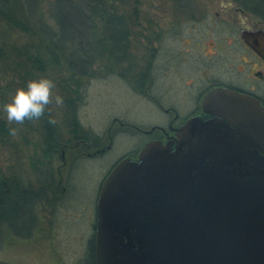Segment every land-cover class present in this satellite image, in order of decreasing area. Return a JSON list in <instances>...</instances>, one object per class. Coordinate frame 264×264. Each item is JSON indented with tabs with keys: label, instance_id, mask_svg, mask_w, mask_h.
I'll list each match as a JSON object with an SVG mask.
<instances>
[{
	"label": "rangeland",
	"instance_id": "obj_1",
	"mask_svg": "<svg viewBox=\"0 0 264 264\" xmlns=\"http://www.w3.org/2000/svg\"><path fill=\"white\" fill-rule=\"evenodd\" d=\"M51 1L44 0L42 9L44 20L55 30L56 25L49 17ZM108 3L115 5L117 11L126 17L128 60L112 66L110 73L106 68L95 66L96 75L81 78L76 82L77 86L64 65L51 64L37 36L14 26L0 13V121L17 129L15 136H11L9 131H0V178L20 190H32L39 196L34 205L36 220L30 236L16 235L6 224L0 223L2 262L82 263L93 232L90 216L96 190L121 152L120 144H126L125 141L119 143L116 152L105 159L82 160L71 180H68V173L74 153L79 154L88 148L80 144L77 150L66 152L64 166L59 154H55L51 158L52 167L55 170L60 168V175L55 173L54 184L48 190L41 188L39 174L35 173L37 166L41 167L40 159L45 147L44 122L41 118L26 120L22 125L9 123L4 111V105L18 88L42 77L53 80L56 85L54 96L59 95L64 101L58 106L53 100L45 110L48 121H55L54 124L49 123L53 126L54 135L61 142L72 137L76 122L80 136L92 134L103 139L105 145L109 132L118 128L119 122L126 130L134 129L131 124L148 129L149 124L164 123L166 115L163 114L165 117L162 118L158 114L150 105L149 97L158 98L164 108H173V79L176 85L183 84L181 79L185 78L197 84L205 77L217 76L218 72L211 70L208 75V66L217 70V63L229 61L233 46H239L237 42L224 39L227 33L224 29L229 23H239L238 12L234 10L239 0H192L193 10L180 9L172 0H109ZM239 18L242 24L264 29V20L258 15L246 14ZM38 51L47 62L45 70L37 69L28 59L29 53ZM183 58L185 62H182ZM232 63L230 60L224 67L229 70ZM147 66H150L151 74L142 79L139 75L146 71ZM172 116L170 114L169 118ZM115 139L130 138L124 134ZM73 144V141L68 142L70 147ZM60 178L62 182L58 186L56 183ZM62 186L76 193L73 198H65L58 207L56 199L61 198Z\"/></svg>",
	"mask_w": 264,
	"mask_h": 264
},
{
	"label": "water",
	"instance_id": "obj_2",
	"mask_svg": "<svg viewBox=\"0 0 264 264\" xmlns=\"http://www.w3.org/2000/svg\"><path fill=\"white\" fill-rule=\"evenodd\" d=\"M241 37L264 59L262 30ZM201 107L105 177L94 264H264V106L220 87Z\"/></svg>",
	"mask_w": 264,
	"mask_h": 264
},
{
	"label": "trees",
	"instance_id": "obj_3",
	"mask_svg": "<svg viewBox=\"0 0 264 264\" xmlns=\"http://www.w3.org/2000/svg\"><path fill=\"white\" fill-rule=\"evenodd\" d=\"M43 1L1 0L0 13L14 26L37 36L51 64L64 65L75 83L83 77H94L97 65L110 73L112 66L128 60V23L125 15L118 12L115 5L109 4V0H52L49 17L56 25L55 30L44 20ZM172 1L180 9H194L192 0ZM239 5L264 18V0H239ZM28 59L37 69L45 70L47 62L39 51L29 53ZM42 120L44 125L49 124L46 113ZM74 126V131H78V123L75 122ZM0 131H9L4 121H0ZM37 199L35 193L20 190L0 178V223L6 224L16 235L28 236L34 225L32 207ZM0 264L8 263L0 261ZM80 264H94L92 238L88 240L86 256Z\"/></svg>",
	"mask_w": 264,
	"mask_h": 264
},
{
	"label": "flooded vegetation",
	"instance_id": "obj_4",
	"mask_svg": "<svg viewBox=\"0 0 264 264\" xmlns=\"http://www.w3.org/2000/svg\"><path fill=\"white\" fill-rule=\"evenodd\" d=\"M234 10L238 12L239 23L238 24L229 23L228 27L224 29L225 30L224 32L225 33L227 32L224 36L225 41L227 40L232 43L237 42L239 44L238 47L235 45L233 46L230 52V56L228 57L231 61H233V63L229 66L230 69L227 70L224 67V65L229 63L230 60L224 62V64L217 63V66L219 67L217 70H213V68L211 69L208 66V75L210 74L209 72L211 70L218 72L217 76L218 75L220 76L209 77L207 75L208 77H205L197 84H194V82H192L191 80L188 81L187 78H185V79H181L183 81V84L176 85L173 79V93H174L173 108H164L163 104L158 98L149 97V99H151L150 105H152V107L156 109L158 114H160L161 117L163 116V114L166 115V117L163 116L165 117L164 123H160V124L152 123L149 125L147 124L148 129L143 128V126H135L131 124V126H133L135 130L134 129L126 130L124 129V126L119 122V127L115 128L111 133L109 132V137H108L109 139H107L105 145L103 144V139H98V137L89 133L80 136L77 131H74L72 137L61 142L60 139H58L54 135L53 126H51L48 123L44 125L45 147L43 149V155L41 157L42 159H40L41 167L40 165L38 166L36 165L38 170L37 173L35 174L36 175L39 174L38 182L42 183L40 187L47 190L54 184L55 173L57 174V176L60 175V168H57V170H55L52 167L51 158H53L55 154L57 153L59 154V157L62 159L64 166L65 165L64 157L66 152L69 153V151L71 150L73 151L77 150V147L80 144H83L86 148H88L86 149V151L81 152L79 154L74 153L73 162L71 164V167L69 168V173H68V180H71L73 173L76 172L77 170L76 167L78 166L79 162H81L82 160L84 161L85 159L86 160L105 159L112 153H115L116 148L118 146L122 145L121 152H119L116 160L107 169L105 175L103 176V178L99 183V186L94 196L95 197L93 203L94 206L90 216V221L93 229L90 238H92L93 240L96 229V203H97L98 193L103 180L117 162H119L121 159L125 157L136 158L141 148L151 141L159 140L165 143L168 140L174 139L176 130L179 129L189 118L194 116L204 115L201 107L202 101L204 97L214 88H220V87L227 88L236 91L238 93L252 96L257 100H259L260 103L264 106V59L260 57L249 45H247L241 37V32L243 30H247V31L262 30L264 32V29L259 27L252 28L249 25L247 26L245 24H242L241 23L242 20L241 18H239V16H243L246 14H251V15L253 14L257 15V14L252 13L250 10L242 8V6L240 5L236 6ZM261 18L264 20L263 17ZM242 52H244V54H242ZM212 55H214V53ZM208 59H211V56H208ZM182 62H185L184 58L182 59ZM149 69L150 66H147L146 71H144L139 75L140 78L143 79L149 76L150 73ZM202 71H204V68L202 69ZM142 94L145 96L144 90H142ZM170 114L173 115L171 118H169ZM124 134L128 136L130 139H115L116 136L120 137V135H124ZM70 141H73L74 143L73 147H70L68 145V142ZM123 141H125L126 144L119 145V143ZM61 182L62 179L60 178V180L57 181L56 184L59 186ZM60 191H61V198L56 199L57 200L56 204L58 207L65 200V198L68 197L73 198L74 194L76 193L70 191L69 189L67 190L66 186L64 187L62 186ZM28 192L31 193L33 191L28 190ZM38 197L39 196L37 195V198ZM34 205L32 207V211L34 215V224H35L36 215L34 212ZM78 216L79 214L76 215V217ZM33 228L34 225L32 226V229L30 230V234L28 236L31 235Z\"/></svg>",
	"mask_w": 264,
	"mask_h": 264
},
{
	"label": "clouds",
	"instance_id": "obj_5",
	"mask_svg": "<svg viewBox=\"0 0 264 264\" xmlns=\"http://www.w3.org/2000/svg\"><path fill=\"white\" fill-rule=\"evenodd\" d=\"M55 82L49 78L30 80L26 87L18 88L11 100L4 105L7 121L22 125L26 120H39L45 116L46 107L55 101L56 105H63V98L55 95ZM54 124V120H49ZM9 134L15 136L17 129L9 128Z\"/></svg>",
	"mask_w": 264,
	"mask_h": 264
}]
</instances>
